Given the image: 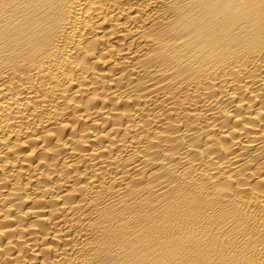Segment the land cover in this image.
Here are the masks:
<instances>
[{"label": "bare ground", "instance_id": "1", "mask_svg": "<svg viewBox=\"0 0 264 264\" xmlns=\"http://www.w3.org/2000/svg\"><path fill=\"white\" fill-rule=\"evenodd\" d=\"M0 264H264V0H0Z\"/></svg>", "mask_w": 264, "mask_h": 264}]
</instances>
